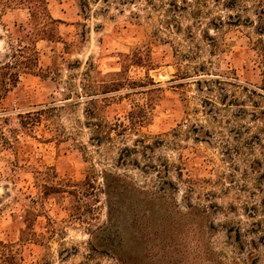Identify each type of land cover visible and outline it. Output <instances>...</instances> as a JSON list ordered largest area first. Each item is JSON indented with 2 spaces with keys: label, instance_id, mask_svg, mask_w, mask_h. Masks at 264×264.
<instances>
[{
  "label": "rangeland",
  "instance_id": "obj_1",
  "mask_svg": "<svg viewBox=\"0 0 264 264\" xmlns=\"http://www.w3.org/2000/svg\"><path fill=\"white\" fill-rule=\"evenodd\" d=\"M46 2L0 0V264H264V0Z\"/></svg>",
  "mask_w": 264,
  "mask_h": 264
},
{
  "label": "trees",
  "instance_id": "obj_2",
  "mask_svg": "<svg viewBox=\"0 0 264 264\" xmlns=\"http://www.w3.org/2000/svg\"><path fill=\"white\" fill-rule=\"evenodd\" d=\"M11 2H13V1H11ZM11 2H9V3H11ZM42 3H43V5H44V3L46 4V0H42ZM21 6H22V8L24 7V8H26V9H28L29 12L31 11L30 7H25L23 3H19V2H18V3H16V4L13 5V6H9V5L6 4L4 10H3V11L1 10V12H5V11H7V10H11V9H15V8H21ZM45 10H46V7L42 8V11L45 12ZM30 16L33 17L32 11H31V15H30ZM50 20H51V19H50ZM51 22L54 23V24H59V23H61L59 20H51Z\"/></svg>",
  "mask_w": 264,
  "mask_h": 264
},
{
  "label": "crops",
  "instance_id": "obj_3",
  "mask_svg": "<svg viewBox=\"0 0 264 264\" xmlns=\"http://www.w3.org/2000/svg\"><path fill=\"white\" fill-rule=\"evenodd\" d=\"M47 1V0H46ZM46 5L48 6V12H49V15H50V19L51 20H59L61 23H59V24H63V20H64V18H62V13L59 15V16H53V13L52 12H50V5L48 4V2H46ZM29 11L28 9H26V8H15V9H11V10H8L7 12H9V13H17V12H19V11ZM1 18H4V16L3 17H1Z\"/></svg>",
  "mask_w": 264,
  "mask_h": 264
}]
</instances>
